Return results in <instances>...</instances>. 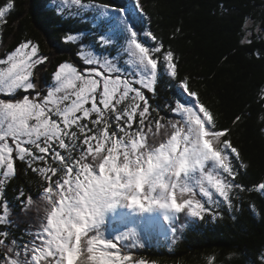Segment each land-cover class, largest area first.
Masks as SVG:
<instances>
[{
    "label": "trees",
    "instance_id": "16d2710c",
    "mask_svg": "<svg viewBox=\"0 0 264 264\" xmlns=\"http://www.w3.org/2000/svg\"><path fill=\"white\" fill-rule=\"evenodd\" d=\"M249 20L264 29V0H0V75L8 74V56L34 53L10 67L16 73L24 66L15 86L0 84L5 104L22 106L14 114L26 130L8 137L14 174H0V264H48L46 242L62 236H51L48 219L61 202L107 179L129 191L163 149L181 146L193 155L206 149L208 157L177 173L169 163L184 150L169 151L158 181L174 175L175 211L160 213L166 229L140 219L143 236L130 233L122 242L128 253L120 264H264V36L246 39ZM113 21L125 30L108 38ZM132 51L148 63L143 77ZM92 54L135 68L117 71L119 85L106 102L99 98L107 85L89 86L78 104L85 112H67V119L60 101L66 97L70 106L76 95L49 100L56 74L63 65L76 77L95 74L100 66L88 61ZM191 106L205 120L202 135L193 128L196 116H187ZM37 121L53 126L52 136L23 143ZM119 244L114 238L113 249Z\"/></svg>",
    "mask_w": 264,
    "mask_h": 264
},
{
    "label": "rangeland",
    "instance_id": "374dc122",
    "mask_svg": "<svg viewBox=\"0 0 264 264\" xmlns=\"http://www.w3.org/2000/svg\"><path fill=\"white\" fill-rule=\"evenodd\" d=\"M54 1L63 2V0H54ZM113 26L114 28L111 29V34H108V38H114L113 37L114 35H119L121 32L125 30V26L122 23V21H113ZM247 27L248 28H247L246 39H250V37H252V34L255 32L264 36V29L261 27L260 24L254 25L253 21L249 20L247 22ZM110 41H113V39L109 40V42ZM2 49L3 47L1 46V41H0V54H1ZM111 49L113 48L111 47ZM31 54L33 55L34 53L32 50L28 48L23 49L21 51H16L13 55H10L6 58V64H7L6 68L10 71V67L13 68L14 66H17L13 63L14 61L22 62L23 59H25V57L31 56ZM131 56L134 59L135 63L137 64L136 66L137 72L140 74V76L143 77V73H145L143 66H146V65L148 66V63L145 64L143 61H140L139 58L137 57V54L133 53V51L131 52ZM88 61L91 63H96L97 65L100 66V68L94 69L95 74L92 73L90 75H86V74L78 73L76 77L77 72L75 73V70H72L71 66H69L70 68H68V66L66 65H63L60 68V71L57 72L56 74V84L54 85L55 86L54 89L56 91L51 92L49 96V100L57 102L58 100H60L58 97L59 94L69 93L70 95L72 94L76 95L75 101L74 102L72 101L70 106L65 104L66 97L64 98V100L60 101L61 103L63 102V108L65 110L61 112L62 113L61 115L63 117H66L67 119H69L68 117H70V115H68L67 112L71 113L72 118L75 114L78 115L79 111L85 112V109L80 110V108L78 107V104L85 101L84 93H88L89 86H94L98 90L99 86L101 85V82L105 86L107 85L106 88L109 91L105 89L102 92V94H100V98H99L101 99V101L106 102L108 101V99H111V97L115 94V92H112V89L116 87V84L117 86L119 85V81L115 79L118 76L117 71L119 69H123L124 71H127V67L129 68V71H133V69L135 68L134 63L131 61L123 62L122 59L120 58L116 60L115 57H110L108 55L95 56L92 54L91 59H88ZM32 67L33 65L30 66V71L32 70ZM33 69L35 70V65ZM15 70L17 71L16 73L15 71L13 72L10 71L11 73H9V71L3 72L2 75H4L5 73H8L5 77L0 75V84L2 85V88L4 86V83L15 86V84H12L13 81H15L13 78L17 76L19 72H20L19 75H24L25 73L24 66L22 65L18 66V68ZM109 71L111 72L110 75H109ZM106 72L107 74H105ZM1 77L3 78L1 79ZM131 78H134L135 80H137V78L132 77V76H129L128 79L126 80H130ZM79 82L82 84V90H80ZM131 84L132 83H130L129 81V85ZM54 86H51V87H54ZM94 103L96 104V101H94ZM9 107L11 106L5 104L1 100V97H0V174H2L4 177H10L15 172L14 166L12 165L13 164V153L10 151V146H9L10 140H8V137H12L11 135H13L14 138L18 139L20 137H23L24 134L26 133V130H24L21 127V125L18 124V122L21 121L22 117H18L17 115L14 114V113H17V111L21 110L22 106L17 105L14 108H9ZM189 114L194 115L195 113L193 111H190V113H188V110H187L188 117H189ZM195 116H196L195 119H192V123L194 124L193 128L196 130V132L199 135L200 134L202 135L203 132L205 131V126H204L205 120H203V117L201 116V114H198ZM11 118H13V120H11ZM19 127L21 129H19ZM27 127H29V125H27ZM54 130L55 128L53 129V126H50L48 122H38V129L36 131H32L29 134V136L21 138V140L23 143H28L31 141H35L39 143L40 142L39 138L41 135L51 134L52 136V133ZM198 141H199V137L197 136L195 138V142L192 143L190 146H194L195 144H197ZM167 148L158 154V157H157L158 159L156 160V163L153 164L150 169H153L154 171L161 169L163 165H165L169 161V154H168L169 151L177 152V150L178 151L184 150V152H182L183 154L181 153L177 156H174V157L172 156V160L169 163V165L174 166L175 171H177L178 169H181L183 171H192L198 167V162L203 163L205 155H206V158L208 157L206 153V149H204V151L196 149L197 151L194 152V155H193L192 152L190 154H187L188 148L184 149L183 146L177 148V150L171 149V148L167 149ZM149 175H151L152 177V174H149ZM147 177L148 176H138L137 177L136 175L134 179L135 181H133L134 183H131V182L128 183L127 186H129V192L127 196L123 198V204L119 208L121 212L122 211L126 212L130 210L128 206L129 205L128 200H129L130 195H132L136 191V182H138L140 179L147 178ZM155 177L156 176L153 175L152 178L154 179ZM148 180L149 179H147V181ZM100 182L101 183H90L87 187H85V189L84 187L82 188L84 191L83 201L78 203L79 209L75 212L76 216H71L77 220L78 225L80 227L85 226V225H89V226H94L96 224L99 225L101 222L102 224H105V217L109 213H112L113 211L118 209L116 205V200L122 193L121 186L117 185L116 183L109 182V180H103ZM146 184L149 187L147 190V192L149 191V196L147 198H149L150 200L149 207L147 209V215L152 216L153 213L159 208V205L160 206L168 205L169 209L172 210V207L170 206L169 199H168L169 187L171 186V183H157V180L154 179L151 183H146ZM102 197H104L106 201L104 203H98L102 199ZM112 203L113 205L108 207V205ZM105 208H107L106 212L108 214L105 213ZM145 209L146 208L144 207V214H145ZM10 213L11 212H7L8 214L7 217L15 218V220H17V217H13L12 214ZM85 216L89 221H86ZM95 218H97V220H95ZM68 219L69 221H71L70 218ZM15 227L16 226H14L13 229L17 230V228ZM75 229H76V226L71 228V231L68 234V239L66 240V242H69L71 244L72 235L75 232ZM17 231L19 232L20 229H18ZM26 233H27V230L25 231V234ZM121 246L122 245H120L115 250L114 254L116 257H120L121 255L125 253L119 250Z\"/></svg>",
    "mask_w": 264,
    "mask_h": 264
},
{
    "label": "bare ground",
    "instance_id": "6f19581e",
    "mask_svg": "<svg viewBox=\"0 0 264 264\" xmlns=\"http://www.w3.org/2000/svg\"><path fill=\"white\" fill-rule=\"evenodd\" d=\"M136 185H138V183H136Z\"/></svg>",
    "mask_w": 264,
    "mask_h": 264
}]
</instances>
